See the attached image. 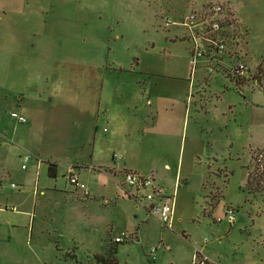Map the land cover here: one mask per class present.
Instances as JSON below:
<instances>
[{
    "label": "crops",
    "instance_id": "1",
    "mask_svg": "<svg viewBox=\"0 0 264 264\" xmlns=\"http://www.w3.org/2000/svg\"><path fill=\"white\" fill-rule=\"evenodd\" d=\"M85 2L0 0V227L5 228H0V264L27 262L21 247H31L24 239L33 236L35 216L36 233L56 234L63 250L80 243L89 252L102 251L106 241L114 239L106 236L112 227L101 226L109 218L125 221L115 237L155 240L164 227L147 201L125 193V170L150 175L174 194L173 227L186 224L197 199L214 222H228L231 228L239 223L237 216L227 220V206L220 200L230 168L246 169L242 184L247 192L258 191L245 182L251 153L264 150V0L129 1L148 27L157 30L156 24L168 22L169 33L188 40L183 16L190 10L202 13L209 2L223 4L222 18L230 21L225 25L226 51L206 53L198 60L203 71L227 69L231 112L215 116L218 124L208 131L190 121L183 94L166 99L147 88L140 91V99L132 90L120 99V84L110 73L107 76L103 64V35L66 31L69 22L86 26L83 13L73 18L66 12L70 5L83 9ZM56 7L63 9L60 14ZM94 40L95 47L87 48ZM234 61L248 68L241 75L243 83L230 77ZM202 94L198 99H204ZM242 106L253 110L244 116ZM219 134H224L219 141L224 138L226 159L217 158ZM49 164H55L52 176ZM216 170H222L220 177ZM72 175L86 192L69 182ZM209 177L215 184L221 182L218 195L206 192ZM193 243L194 255L202 245Z\"/></svg>",
    "mask_w": 264,
    "mask_h": 264
},
{
    "label": "rangeland",
    "instance_id": "2",
    "mask_svg": "<svg viewBox=\"0 0 264 264\" xmlns=\"http://www.w3.org/2000/svg\"><path fill=\"white\" fill-rule=\"evenodd\" d=\"M129 1L86 0L83 9L77 5H70L66 8L67 16L75 18L83 13L85 18L82 19L86 26L83 22L79 24L69 22L66 31L103 35L101 40L104 44L103 64L107 76L110 73L112 79L120 84V93L124 94L120 99H125L131 90L136 94V99H140V91L144 92L147 88L166 99H174L183 94L184 99H188L187 102L184 101L183 108L187 104L190 121L196 122L197 126L204 125L202 128L208 131L211 126L218 124L215 116L224 117L231 112L227 109L226 99L227 69L220 68L221 72H211L208 69L203 71L199 68V60L196 67H191V41L181 38L180 35L174 37L169 33L170 25L165 26L164 22L155 25L156 28L160 26L157 30L153 26L148 27V23H143L141 18H138L141 13L134 12L136 8L130 6ZM164 6L165 4L162 9ZM62 10L56 7V14H60ZM95 42L94 40L93 43H88L87 48H94ZM76 46H81L79 41ZM92 55L95 59L94 52ZM200 92L203 93L204 99H198ZM238 109L239 107L236 110ZM252 110L253 108L242 106L241 114L247 116ZM220 128L225 131V127ZM214 134L215 136L218 134L217 130ZM220 135L224 137V134L217 136V158L226 159L228 149L223 143L224 138L219 141ZM230 166L232 167V163ZM245 171L246 169L239 168L233 171L230 168L223 187L221 182L215 184L212 177L208 178L205 185L210 196L218 195V189L222 187L220 200L225 206L233 208L235 217H240L239 223L234 224L233 228L225 221L214 222L212 215L205 213L203 207H200L202 200L197 199L193 207L194 212L185 225H174L173 230L161 228L155 240L139 237L140 241H137L123 237L117 248L118 264H164V260H167L166 264H192L191 245L195 246L193 243L195 240L199 242L196 247L202 245L201 252L208 258L209 264H264V194L261 193L258 183L252 184L253 189L257 188L258 191L247 192L242 184ZM221 173L222 170H216L215 174L220 177ZM7 210L10 211L9 208ZM258 210L262 213L257 214ZM36 220L35 216L33 236H26L24 239L31 247L29 249L27 245L21 247L23 250L21 255L28 257L25 264H73L70 259H62L56 251L51 242V239L58 240L56 234L47 236L36 233L38 223ZM103 221L101 224L103 228H107V223L112 227V233L107 232V237H115L116 232H120L119 229L125 226L124 219L120 218L117 220L114 218L113 222L110 218ZM3 223L2 221L1 224ZM31 223L32 213L29 225ZM0 228L5 232L3 225ZM203 239L206 240L204 244L201 243ZM19 243L21 244L20 241ZM152 247L155 248L154 260L148 257ZM1 251L0 245V258ZM74 252L81 260L84 259L83 255L97 254L89 252L87 247L80 243ZM101 252L99 249L98 253Z\"/></svg>",
    "mask_w": 264,
    "mask_h": 264
},
{
    "label": "built area",
    "instance_id": "3",
    "mask_svg": "<svg viewBox=\"0 0 264 264\" xmlns=\"http://www.w3.org/2000/svg\"><path fill=\"white\" fill-rule=\"evenodd\" d=\"M224 13L225 9L222 3L211 2L205 4L202 13L190 10L183 16L182 24L188 28L191 41V67L195 66L198 58L206 53L214 54V52L226 51L227 29L220 24ZM165 25H168V22ZM247 71L246 64L241 61H234L229 67L231 74L238 73L243 75ZM249 165L250 172H254L258 178L260 191L264 194V150H254L251 153ZM69 182L79 190L86 192L85 185L78 182L76 176H70ZM11 185L15 186L14 183ZM121 185L126 188L125 193L129 196L135 197L136 200L147 201L149 211L159 218L164 228L173 229L174 194L167 192L166 187L162 183L150 175L147 176L125 170L122 173ZM225 215L229 222L234 221V210L230 206L225 208ZM123 237H125V234L118 235L114 237L113 241L121 242ZM204 241L206 240L204 239ZM154 252L155 248L152 247L148 252L150 259L155 258ZM208 262V258L202 255L200 250H194L192 264H209Z\"/></svg>",
    "mask_w": 264,
    "mask_h": 264
},
{
    "label": "trees",
    "instance_id": "4",
    "mask_svg": "<svg viewBox=\"0 0 264 264\" xmlns=\"http://www.w3.org/2000/svg\"><path fill=\"white\" fill-rule=\"evenodd\" d=\"M230 21L227 19H222L220 21V24L222 26H225L227 24H229ZM228 33V32H227ZM230 33V32H229ZM235 36H240L239 34L236 35V33L234 32ZM232 40V38H231ZM230 77H232L233 79H236L237 82L243 83L245 82L244 77H242L240 74L238 73H230ZM48 172L49 175L52 176L55 172V164H49L48 166ZM259 184V180L258 178L255 176L254 172H248L247 177H246V182L245 185L246 186H251L252 184ZM212 199L215 197H211ZM129 238V237H127ZM51 241L54 243L55 249L56 251L60 254V257L64 260L70 259L73 261V264H118V260H117V248H118V244L120 242H115L113 240L108 239L105 243V245L103 246L102 252L101 253H97V254H87V255H83V260L77 258V254L74 252L75 249H77L76 246H72L69 250H65L63 251L62 248L59 247L58 245V241L51 239Z\"/></svg>",
    "mask_w": 264,
    "mask_h": 264
}]
</instances>
